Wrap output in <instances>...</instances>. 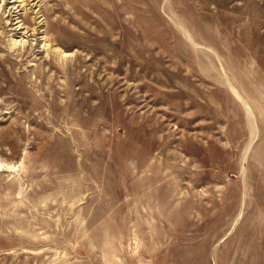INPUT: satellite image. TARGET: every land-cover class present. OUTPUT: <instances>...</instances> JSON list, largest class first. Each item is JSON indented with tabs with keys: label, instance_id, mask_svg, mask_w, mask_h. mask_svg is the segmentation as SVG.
Wrapping results in <instances>:
<instances>
[{
	"label": "rangeland",
	"instance_id": "374dc122",
	"mask_svg": "<svg viewBox=\"0 0 264 264\" xmlns=\"http://www.w3.org/2000/svg\"><path fill=\"white\" fill-rule=\"evenodd\" d=\"M0 264H264V0H0Z\"/></svg>",
	"mask_w": 264,
	"mask_h": 264
}]
</instances>
